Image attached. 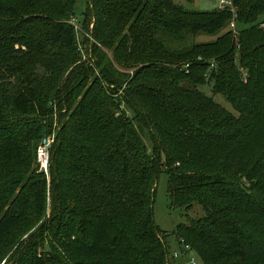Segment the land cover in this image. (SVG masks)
Returning a JSON list of instances; mask_svg holds the SVG:
<instances>
[{"label": "trees", "instance_id": "16d2710c", "mask_svg": "<svg viewBox=\"0 0 264 264\" xmlns=\"http://www.w3.org/2000/svg\"><path fill=\"white\" fill-rule=\"evenodd\" d=\"M230 1L87 0L84 66L78 0H0V264H168L154 213L165 170L170 207L206 213L174 229L183 250L264 264V0ZM56 119L50 178L6 164Z\"/></svg>", "mask_w": 264, "mask_h": 264}, {"label": "rangeland", "instance_id": "374dc122", "mask_svg": "<svg viewBox=\"0 0 264 264\" xmlns=\"http://www.w3.org/2000/svg\"><path fill=\"white\" fill-rule=\"evenodd\" d=\"M177 4L184 7L186 10L190 11H213L215 9H222V4L228 0H195L193 2H188L185 0H174ZM78 5L76 7V16L73 18L71 23L75 26V44L76 50L79 53L80 59L84 62V66H90L92 64V44L93 38L92 35L89 33L90 29L93 28V24L90 25L88 31L85 29V26H82V22L84 21V12L87 11V0H78ZM264 22V14L260 17V23ZM88 27V26H87ZM239 26L236 28H232V26L228 27L223 33L227 32L228 30L237 31V29H241ZM238 32V31H237ZM216 39V36H200L197 38L198 42H210ZM104 51L110 56L111 51ZM121 71V70H120ZM130 75H133L134 69L128 70ZM199 90L205 93L209 97H213L214 100L223 106L227 111L233 113L235 116H239V114L232 108L231 104L220 94L213 95L211 85H204L199 87ZM122 90L118 93V96H121ZM119 96V97H120ZM121 98V97H120ZM124 104V103H123ZM64 113L66 112L63 111ZM55 124L49 133L46 136L43 134L40 139L33 140L30 144L31 153L27 158L17 161L6 163L9 164L13 168L17 169H25L31 166L32 170L40 169L37 173L43 172L48 178H50L49 172V163L51 159L50 151L52 146L55 143L56 137L58 132L61 129V124L55 120ZM47 140V146L44 145V140ZM144 140L146 141L147 145L151 147L150 142L145 137ZM49 147L47 150V162L42 164L39 160V153ZM5 165V164H4ZM22 171V170H21ZM33 171V172H34ZM166 171V170H165ZM165 171L161 173L159 176L157 185H156V192H155V199H154V213H155V222L160 227L161 231L165 234L163 236L162 241L167 245L169 255H168V264H192L193 259L196 264H202L196 253L192 251L185 250L186 252H181L182 246H180L179 241L176 239L174 235V229L178 224H185L189 223L191 220L200 219L206 216V213L199 205H194V207L187 211L185 209L180 208H171L168 200L167 194V180L168 177L165 174ZM1 172V170H0ZM23 172V171H22ZM24 173V172H23ZM30 174V170H29ZM48 214L50 213V209H47ZM189 248V247H188ZM175 253H179L178 257H175ZM5 262H3L4 264Z\"/></svg>", "mask_w": 264, "mask_h": 264}, {"label": "built area", "instance_id": "2783aa9c", "mask_svg": "<svg viewBox=\"0 0 264 264\" xmlns=\"http://www.w3.org/2000/svg\"><path fill=\"white\" fill-rule=\"evenodd\" d=\"M225 8H231V9H232V3H231L230 0L223 2V4H222V9H225ZM231 26H232L233 29L236 28V24H235V22H233V23L231 24ZM236 32H237V31H236ZM45 146H47V144H46ZM46 148H47V147H46ZM46 148L43 149V150L39 153V160H40V162H41L42 164H44V163L47 162L48 155H47V149H46ZM181 249H182L181 252L183 251V253H185L184 250H188V247H187V246H186V247L184 246V250H183V248H181ZM174 255H175V257H178L179 253H175ZM192 264H196V262L194 261V259H193Z\"/></svg>", "mask_w": 264, "mask_h": 264}, {"label": "water", "instance_id": "95a60500", "mask_svg": "<svg viewBox=\"0 0 264 264\" xmlns=\"http://www.w3.org/2000/svg\"><path fill=\"white\" fill-rule=\"evenodd\" d=\"M46 144H47V140L45 139V140H44V145H46ZM46 149L48 150L49 147H47Z\"/></svg>", "mask_w": 264, "mask_h": 264}]
</instances>
